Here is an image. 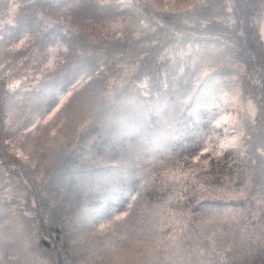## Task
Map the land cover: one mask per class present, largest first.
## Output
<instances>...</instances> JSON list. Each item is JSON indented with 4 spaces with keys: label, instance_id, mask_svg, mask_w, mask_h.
<instances>
[{
    "label": "snow or ice",
    "instance_id": "snow-or-ice-1",
    "mask_svg": "<svg viewBox=\"0 0 264 264\" xmlns=\"http://www.w3.org/2000/svg\"><path fill=\"white\" fill-rule=\"evenodd\" d=\"M245 25L264 50V0H0V130L20 165L41 153L56 164L93 123L91 105L113 100L139 72L147 51L112 74L91 66L110 44L159 46L186 90L180 103L214 110L197 150L147 169L127 206L88 234L102 247L80 264H243L264 250V64L250 70L241 58L256 59ZM45 92L55 103L38 111ZM36 208L26 191L0 183V264H53L39 233L25 230Z\"/></svg>",
    "mask_w": 264,
    "mask_h": 264
},
{
    "label": "trees",
    "instance_id": "trees-1",
    "mask_svg": "<svg viewBox=\"0 0 264 264\" xmlns=\"http://www.w3.org/2000/svg\"><path fill=\"white\" fill-rule=\"evenodd\" d=\"M110 11L119 14L116 8ZM247 14L244 13L245 18ZM245 30L248 51L256 59L252 62L250 55L241 58L254 70L264 64V50L255 39L254 30L247 25ZM145 51L148 55L140 61L139 72L117 90L113 100L91 105L93 123L75 139L76 156L68 158L63 154L42 177L37 178L32 170L7 155L3 144L6 134L0 130V178L26 191L29 206L32 198L36 200V222L26 224L25 230L39 233V251L53 264H80L93 247H102L101 240H92L88 234L127 206L139 190L145 171L169 156L197 150L210 130L214 110L194 113L191 106L180 103L186 90L173 82L167 71L169 61L159 59V46L142 49L135 43L110 44L96 49L90 65H102L107 74H112L122 60H135ZM143 78L148 79L147 88L139 86ZM253 91L260 92L256 88ZM43 94L37 101L39 111H46L55 103L54 94ZM153 108L169 116L167 128L173 130V136L169 134L171 130L164 132L167 129L162 120L155 123L148 112ZM112 136L113 141L109 138ZM79 222H84L81 229L77 227ZM78 237L83 238L80 245H70V239ZM243 264H264V250L257 249L244 258Z\"/></svg>",
    "mask_w": 264,
    "mask_h": 264
},
{
    "label": "clouds",
    "instance_id": "clouds-1",
    "mask_svg": "<svg viewBox=\"0 0 264 264\" xmlns=\"http://www.w3.org/2000/svg\"><path fill=\"white\" fill-rule=\"evenodd\" d=\"M88 129H86L85 132H87ZM84 132V133H85ZM83 133V134H84ZM82 134V135H83ZM69 150L65 153L66 157L68 158H74L76 156V149H77V144L75 139H73L70 144H69ZM47 159V154L46 153H41V154H37L36 157L33 158L32 161V165L34 166H24L30 170H32L37 176L42 177L45 172L48 169V166H46L43 161H45ZM70 245H71V239L69 241ZM95 264H109V262L105 259H98L96 260Z\"/></svg>",
    "mask_w": 264,
    "mask_h": 264
},
{
    "label": "rangeland",
    "instance_id": "rangeland-1",
    "mask_svg": "<svg viewBox=\"0 0 264 264\" xmlns=\"http://www.w3.org/2000/svg\"><path fill=\"white\" fill-rule=\"evenodd\" d=\"M18 34V33H17ZM4 36H5V39H9L10 37L8 36V34L7 33H4ZM47 93H49V92H45L44 94H43V96H45ZM2 103L3 102H1L0 101V105L2 106ZM39 106H40V102H37V110L39 111ZM130 110V109H129ZM148 112H150V114H151V116L154 118V121H155V123L156 124H158V122H159V120H162L163 121V123L165 124V128L167 129L166 131H164V132H167V131H169V130H171V129H168L167 128V125L169 124V122H168V117L169 116H167V115H165V116H163V115H161V114H163L159 109H155V108H153L152 110H149ZM170 135H172L173 134V130H171V132L169 133ZM173 136V135H172ZM110 139H111V141H113L114 140V137L112 136V137H109ZM165 139H168L167 137H164ZM169 140H171V139H169ZM163 142V141H162ZM1 173V172H0ZM57 182V181H56ZM0 183H4V178H0ZM83 223L84 222H79L78 224H77V227H78V229H81L82 228V225H83ZM94 229V228H93ZM92 229V230H93ZM4 231H8L7 229H5ZM92 240H95V239H92ZM9 247H15V245H9Z\"/></svg>",
    "mask_w": 264,
    "mask_h": 264
}]
</instances>
